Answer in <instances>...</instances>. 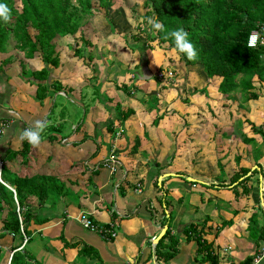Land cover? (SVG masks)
Here are the masks:
<instances>
[{
	"label": "crops",
	"instance_id": "1",
	"mask_svg": "<svg viewBox=\"0 0 264 264\" xmlns=\"http://www.w3.org/2000/svg\"><path fill=\"white\" fill-rule=\"evenodd\" d=\"M93 17L81 27L87 35L80 31L72 36L83 35L76 45L57 44L70 36L54 41L60 64L48 66L41 101L36 98L38 81L30 76L45 66L40 53L32 59L14 47L0 53V120L12 121L0 138V154L16 153L6 162L12 174L52 177L58 184L43 204L37 197L27 198L36 221L31 220L26 234L6 232L7 210L0 214V264H212L200 260L196 241L186 238L184 228L190 223L198 225L216 264H245L248 259L254 264L264 238L262 137L252 135L246 122L239 133L238 125L234 133L225 130L231 126L221 119L227 105L217 99L219 78L206 80L200 69L183 64L188 68L186 84L193 89L194 80L210 96L195 95L191 102L182 98L178 73L174 71L172 82L160 81L158 74L173 69L167 56L174 51L168 46L159 52L154 42L148 43L153 49L142 54L136 45L137 53H120L92 40L91 45L87 36L97 25ZM75 48L83 50V57H75ZM52 83L60 84L58 91ZM121 86L128 89L119 90ZM64 99L79 111L77 121L61 110ZM255 103L258 111L252 110ZM243 106L241 118L264 131V95ZM127 111L132 113L123 119ZM210 111L218 112L211 118L221 122H211ZM36 120H47L46 129H55L54 137L44 136L40 147L30 146L24 158L19 136ZM206 126L213 128L210 134ZM243 135L254 144L243 142ZM199 139L201 150L195 148ZM112 152L120 163L115 173L103 166ZM210 204L213 209L206 213ZM189 206L195 211L190 221ZM81 214L99 226H112L115 237L84 229ZM166 231L168 237L157 248Z\"/></svg>",
	"mask_w": 264,
	"mask_h": 264
},
{
	"label": "trees",
	"instance_id": "2",
	"mask_svg": "<svg viewBox=\"0 0 264 264\" xmlns=\"http://www.w3.org/2000/svg\"><path fill=\"white\" fill-rule=\"evenodd\" d=\"M19 1L20 10L15 7V0H0V3L7 4L11 9V20L8 23L0 21V53H5L11 44L15 50L23 53L25 59H32L40 53L45 66L38 72H31L30 76L38 81L36 98L41 101L46 97L47 86L43 84V81H46L49 73L48 66L57 68L60 64L54 41L79 32V29L85 25L84 18L94 13L92 0ZM95 1L100 8L108 11L113 6L114 0ZM142 5L145 12L140 22L142 27H138V31L147 38L143 43L146 48L137 46L140 47L142 54L148 48L153 49L148 44L153 41L159 45L167 44L168 49L175 51L174 40L171 37L167 39L165 37L172 30L182 28L188 33L189 40L198 53L195 60H188L185 55L175 51L182 64L187 67H197L206 80L219 78L216 91L227 100H234L235 97L231 95L237 94L238 103L243 105L260 97L261 87L264 85V45L258 43L255 48H248L247 41L250 33L254 31L262 35L264 0H142ZM152 17L164 25V31L156 32L146 23L147 19ZM108 23L113 28L112 22L108 21ZM82 52L80 48L74 49V54L78 58L83 57ZM20 63L23 64V62ZM21 67L24 76L25 69L23 65ZM170 71L173 72V70ZM255 84L259 86L256 87ZM52 85L55 86V91L59 90L60 84L52 83ZM118 89L125 91L128 88L121 86ZM196 89L194 87V91ZM201 92L208 93L207 87H203ZM205 96L210 98L208 94ZM131 113L127 111L123 119ZM245 122L250 125L254 133L262 137L264 144V131L261 126L257 127L248 120ZM241 124L242 120H239L237 123L239 128ZM54 133L55 129H45L42 138L47 136L51 139ZM243 142L254 144V140L246 138L245 135H243ZM30 146L28 142L23 141L20 152L24 158L27 157ZM15 157L16 153L8 150L0 154V214L4 209L7 210L3 222L4 230L12 235L17 233L21 235L25 233L31 220L36 221V215L26 203L27 198L37 197L39 202H45L49 197L48 191L54 190L56 193L58 184L52 177L41 175L18 177L12 174L6 162ZM6 184L13 188L15 195L6 187ZM252 221L251 225L255 224L254 218ZM44 222L45 220L41 221V223ZM201 224L204 225V223ZM197 227L196 223L186 225L184 228L186 238L196 241L197 257L200 260L206 258L212 264H216V258L212 255L210 246L201 238ZM168 235L169 231H166L156 245L157 248L161 247L162 241ZM174 248L175 246L173 251ZM173 251L169 253V258L173 256ZM15 258L14 254L12 263ZM250 261L248 259V263L245 264H250Z\"/></svg>",
	"mask_w": 264,
	"mask_h": 264
},
{
	"label": "rangeland",
	"instance_id": "3",
	"mask_svg": "<svg viewBox=\"0 0 264 264\" xmlns=\"http://www.w3.org/2000/svg\"><path fill=\"white\" fill-rule=\"evenodd\" d=\"M91 3H92L93 10H94L93 15L91 14L92 16H94L92 18L91 22L93 24L95 21L97 25L95 27L94 33L88 34L87 38L90 39V41L92 40L93 43L98 42L99 44H102L103 46H105L106 48H109V49H111V48L112 49H116V48L118 49L119 48L120 53L122 51H125V52L126 51L127 52H129V51L133 52L134 51L137 53L138 49H134V47H132V46L141 45L142 43H144V39H145V41L147 39L146 35L140 34L139 33L140 31H138V27H142L140 22L142 21V17H143L144 12H145L143 9L142 0H114L113 6L108 11L104 10L103 8H100L97 1H95V0H92ZM15 7L18 10H20L21 4H20L19 0H15ZM91 15L84 18V20H83L84 24H86V22L90 19ZM108 21H110V23L112 22L111 24L113 25V28L110 27ZM80 31H82L84 35H87L84 32L83 28H80L79 32ZM80 35L83 37V35L80 33L74 37L70 36V37L63 38V39L59 40V42L57 44H59V46L63 45L65 48L67 47L68 44L69 45L70 44L76 45L74 43H76V41L80 39ZM136 36L138 37L137 40H136ZM152 36L154 37L153 34H152ZM90 41H87V42H90ZM92 41L90 42L91 45H92ZM153 42H154V43H152L153 46L158 48L159 52H161V50H164L168 46V45H165V47H163L161 44L159 46L158 44H156V41H153ZM12 47H13V45H12ZM55 47H57V46H55ZM10 48H11V46H10ZM13 50H15V49H13ZM55 52H58L57 48H55ZM90 52L93 53L94 52L93 49L90 50ZM154 57L157 58V60L159 59V55H155ZM167 57H168L167 60H169V57H170V58H172V61H173V63L170 60L168 61L169 62L168 65L171 68H173L170 70H173V72L175 71L176 73L179 74L177 84L179 85V88L183 89L184 93L182 92L183 93L182 98L185 97L186 99H188L187 100L188 102H191V100L193 99V97L195 95L196 96H199V95L205 96V94H208L207 92H205V94H204V92H201V89H202L201 87H198L196 89V91H194V88L192 89V85L186 84L187 81H189V78H186L188 76V68H185V66L181 63L179 56L175 51L172 54L170 52V54ZM140 60L142 61L141 57H140ZM178 61H180V63ZM139 68H140V65H139ZM137 72H139L138 74H140L141 69L137 70ZM201 82H204V81L202 80ZM212 82H214V81H212ZM218 82H219V79H218ZM197 83L198 82L193 80V82H192L193 87H196L195 85ZM255 86L258 87L259 85L255 84ZM173 90H175V88ZM262 95H264V85L261 87V96ZM231 96H234L235 99L234 100H227L223 96H221V97L218 96L217 99H219V101L223 105H227V107L225 106V109H223L224 116L221 117V119L224 118V120L226 122H228L229 125L233 128V131H231V127H227L225 130H229V132L234 133V130L236 129L235 125H237L238 121L242 120V122H243L242 124H244L245 120L248 119V117H246V119L241 118V115L245 114L244 112L246 110H245V106L238 103L239 96L237 94H233ZM181 102H183V101H181ZM64 103H65L66 107L61 108V110H63V112L66 113L65 115H70L72 120L77 121V118H80V116H81L79 114V111L77 109H75L74 106H71L70 103L66 99H64ZM214 106L217 108L218 112H222V111H220L221 104L217 103ZM58 107L59 106L57 105L56 108H58ZM252 110L258 111V105L256 103L254 105H252ZM58 112H60V109H59V111H57V114H58ZM218 112H217V114H218ZM208 115L210 116V120H212L211 122H213V123L214 122H221L219 120V118L218 119L211 118V117H216V115L213 114V112L210 111V114H208ZM243 116L245 117V115H243ZM214 127L216 129V127H218V126L215 125ZM198 128H200V127H198ZM206 128L207 129L205 130V132L209 133V134L213 130V128H208V126H206ZM240 128H241V126H240ZM240 128L237 129L238 133H239ZM250 133L252 135H256L252 130H250ZM116 136H117V134H116ZM4 142L5 141H3V143ZM1 144L2 143L0 141V148H1ZM198 147L201 150V139H199L198 143H195V148H198ZM231 152L233 153V149ZM197 159H201V156H198ZM184 183L189 184L188 182H185V181H184ZM190 205L193 206V204H190ZM221 205H223L222 202H221ZM212 206H213V204L209 205L210 210L206 211V213H210L209 211H212V209H213ZM189 207H190V210H189V212L186 213V215L190 221L191 219H194L193 214L195 213V211L192 210L191 206H189ZM195 218H196V216H195Z\"/></svg>",
	"mask_w": 264,
	"mask_h": 264
},
{
	"label": "clouds",
	"instance_id": "4",
	"mask_svg": "<svg viewBox=\"0 0 264 264\" xmlns=\"http://www.w3.org/2000/svg\"><path fill=\"white\" fill-rule=\"evenodd\" d=\"M10 20L11 9L7 4L0 3V21L8 23ZM146 23L156 32L164 31V25L155 17L148 18ZM168 37H171L174 40L175 51L185 55L188 60H195L197 58V50L193 43L189 40L188 33L184 29L178 28L172 30L165 38L167 39ZM258 43L264 45V40H260L259 33L255 31L250 33L247 41V47L255 48ZM48 126L49 122L47 120H36L34 124L25 128L20 133L19 139L21 141H27L33 148H39L43 142L42 133ZM260 259H264V257L258 258L254 264H259Z\"/></svg>",
	"mask_w": 264,
	"mask_h": 264
},
{
	"label": "built area",
	"instance_id": "5",
	"mask_svg": "<svg viewBox=\"0 0 264 264\" xmlns=\"http://www.w3.org/2000/svg\"><path fill=\"white\" fill-rule=\"evenodd\" d=\"M258 33V32H257ZM260 36V40H264V29L262 31V35L259 34ZM157 77L159 79H163V80H168V82H172L173 79V72L170 70H167V72H161L160 74L157 75ZM12 123L11 122H7L4 120H0V138L1 135L3 134L4 130L6 128L9 127V125ZM121 133V131H119L117 133V136H119ZM119 158H117V156L115 154H113V152L106 158V160H104L103 162V166L106 168H109L111 172L115 173L117 170V166H119ZM1 166V163H0ZM79 222L81 224V226L86 229L87 231L90 232H95V233H99L101 235H110L111 238L115 237V233L112 230V226L105 228L102 226H99L98 224H96L95 222H93L91 219L88 218V216L86 214H81L79 217ZM22 228V226H21ZM27 238H24V243L27 242ZM264 257V240H263V244L262 247L260 248V250L258 251V254L254 257V262L258 259ZM261 260V259H260ZM259 260V262H260Z\"/></svg>",
	"mask_w": 264,
	"mask_h": 264
},
{
	"label": "bare ground",
	"instance_id": "6",
	"mask_svg": "<svg viewBox=\"0 0 264 264\" xmlns=\"http://www.w3.org/2000/svg\"><path fill=\"white\" fill-rule=\"evenodd\" d=\"M16 202V201H15Z\"/></svg>",
	"mask_w": 264,
	"mask_h": 264
},
{
	"label": "water",
	"instance_id": "7",
	"mask_svg": "<svg viewBox=\"0 0 264 264\" xmlns=\"http://www.w3.org/2000/svg\"><path fill=\"white\" fill-rule=\"evenodd\" d=\"M165 231V230H164Z\"/></svg>",
	"mask_w": 264,
	"mask_h": 264
}]
</instances>
